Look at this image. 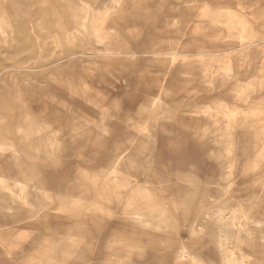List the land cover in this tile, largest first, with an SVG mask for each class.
Instances as JSON below:
<instances>
[{
	"label": "rangeland",
	"instance_id": "1",
	"mask_svg": "<svg viewBox=\"0 0 264 264\" xmlns=\"http://www.w3.org/2000/svg\"><path fill=\"white\" fill-rule=\"evenodd\" d=\"M116 3L0 0V264H264V0Z\"/></svg>",
	"mask_w": 264,
	"mask_h": 264
},
{
	"label": "bare ground",
	"instance_id": "2",
	"mask_svg": "<svg viewBox=\"0 0 264 264\" xmlns=\"http://www.w3.org/2000/svg\"><path fill=\"white\" fill-rule=\"evenodd\" d=\"M117 3H119L120 5H121V7L120 8H122L123 10H126V8H125V5L123 4V0H117ZM116 3V4H117ZM124 5V6H123ZM118 6V5H117ZM116 8V7H115ZM115 11V10H114ZM118 11V10H117ZM116 11V12H117ZM121 11V10H120ZM126 14V13H125ZM106 17L108 18V22H112V23H114V22H116V20H114L115 18H120V16H118V15H116L115 16V14H113V13H109V14H107L106 15ZM105 27V24L104 23H101V24H96V25H94V32H95V34L98 36V33L101 31V29L102 28H104ZM164 56V57H166V56H168V62H169V65H168V69H167V71L165 72V74H164V76L161 78V86H160V97H159V99H162V96H163V93H165L166 91H167V89L165 88V81L167 80V78H168V76L170 75V71H171V69L173 68V65L175 64V61H176V54L175 53H154V54H152L151 56L153 57V58H156L157 59V57L158 56ZM155 60V59H154ZM162 60V59H161ZM164 61V60H163ZM166 61H167V59H166ZM145 128H146V126H145ZM143 130H144V128H143ZM145 133V132H144ZM139 143L140 144H142V145H145V141H144V139H143V137H142V135H141V138L139 139ZM145 147V146H144ZM143 147V148H144ZM136 148V147H135ZM136 151V150H135ZM134 151V152H135ZM148 151V150H147ZM133 152V150H130V149H128V150H124L123 152H121V153H119L118 155H116L115 157H114V159L112 160L113 161V164H112V166H111V168H110V170H109V173H107L108 174V176L111 178V179H113V178H116L117 177V173H116V170L118 169V167L120 166V165H124V164H128V163H125V161H127V160H130L131 161V163H133L134 162V158H136V153H134ZM148 153V152H147ZM139 155H141V154H139ZM142 156H144V155H142ZM146 156V155H145ZM147 157V156H146ZM124 161V162H123ZM112 163V162H111ZM143 164V163H142ZM111 165V164H110ZM139 165V164H138ZM134 166V165H133ZM255 165H251L250 167L252 168V167H254ZM110 167V166H109ZM135 167V166H134ZM133 168V167H132ZM146 169V168H145ZM157 169V168H156ZM122 170H123V168H122ZM131 170V169H130ZM154 171V170H153ZM232 171V167H229V169H228V172H227V174L226 175H228L230 172ZM118 172V171H117ZM130 172V171H129ZM136 172V171H135ZM134 172V173H135ZM159 172V171H158ZM125 173V172H124ZM145 173V172H144ZM137 174H139L138 172H137ZM158 174H160V173H158ZM130 175H132V174H130ZM128 176V175H127ZM135 176V175H134ZM137 176V175H136ZM228 176H231L232 177V175H228ZM118 178V177H117ZM128 178V177H127ZM132 178V177H131ZM134 178V177H133ZM228 178V177H227ZM104 179H105V177H104ZM121 179V178H120ZM129 179V178H128ZM152 179L153 178H151V184L153 185V181H152ZM225 181V180H224ZM226 181H227V179H226ZM112 182V181H111ZM131 182V181H130ZM228 182V181H227ZM137 183V182H136ZM226 183V182H225ZM229 183V182H228ZM127 184H128V182H127ZM132 184V183H131ZM150 184V185H151ZM146 185H148V184H146ZM175 186V185H174ZM144 189V188H143ZM152 189V188H151ZM162 189V188H161ZM147 190H149V189H147ZM124 198V197H123ZM195 201H198V198H195L194 199V202ZM123 202V201H122ZM202 204V203H201ZM200 204V205H201ZM202 205H204V203L202 204ZM201 205V206H202ZM207 205V204H206ZM204 210H206V211H208V208H201V209H198V212H197V217L199 218L200 216L199 215H202V214H206V211L204 212ZM236 210V209H235ZM133 219L135 220V221H137V223H139L140 222V215L138 214V213H135V214H133ZM136 223V222H135ZM136 223V224H137ZM193 230H196V228L194 227L193 228ZM199 230H201L200 229V227H199ZM224 252L228 255V257L230 256L231 258H232V256H234V253H233V251H231L230 249H227V247H225L224 248ZM227 255H225V257H224V259H223V264H230L229 263V258H227L226 256ZM184 256V250H181V252L179 251V253L176 255V256H174L173 257V264H178L179 263V259L180 258H182ZM181 261V260H180ZM185 264H186V262H185Z\"/></svg>",
	"mask_w": 264,
	"mask_h": 264
}]
</instances>
